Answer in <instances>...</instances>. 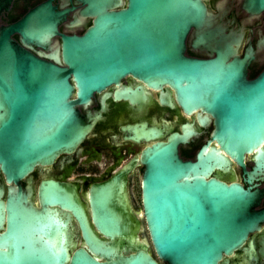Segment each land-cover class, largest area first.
Segmentation results:
<instances>
[{
  "label": "water",
  "instance_id": "water-1",
  "mask_svg": "<svg viewBox=\"0 0 264 264\" xmlns=\"http://www.w3.org/2000/svg\"><path fill=\"white\" fill-rule=\"evenodd\" d=\"M83 2L94 24L82 36H63L62 61L12 37L44 40L47 21L62 16L50 5L0 27V172L8 184L0 181V264H160L152 249L168 264H219L264 222V209H255L264 189L229 183L216 171L228 172L233 160L246 168L247 154L256 153L248 175L264 178V73L247 81L252 57L239 56L243 37L213 28L203 0H126L121 9L123 0ZM246 8L260 13L264 0H247ZM192 27L195 45L215 57L186 55ZM127 75L156 89L170 84L187 113L210 114L212 140L196 160L180 153L195 135L190 129L144 149L141 215L118 178L93 184L88 203L52 180L42 182L37 199L30 174L76 151L94 128L78 106ZM127 130L136 142L166 137L145 124ZM119 211L128 239L115 235Z\"/></svg>",
  "mask_w": 264,
  "mask_h": 264
},
{
  "label": "flooded vegetation",
  "instance_id": "flooded-vegetation-1",
  "mask_svg": "<svg viewBox=\"0 0 264 264\" xmlns=\"http://www.w3.org/2000/svg\"><path fill=\"white\" fill-rule=\"evenodd\" d=\"M203 1L214 16L211 22L213 28L218 26L226 34L243 37L239 56L245 58L249 54L252 57L247 65V81L253 82L260 78L264 73V11H249L246 8L247 0ZM126 3L123 0L122 6L117 8L126 7ZM0 5L3 6L0 27L20 22L30 13L46 8V5H50L55 13L62 14L57 20L47 21L45 26L48 30H44V40L24 41L22 33L12 34L23 47L53 62L62 61L63 36H82L95 21V17L86 12L87 3L83 0H0ZM49 26H53V30ZM198 36L199 32L192 27L186 39V55L195 58L215 57L213 49L195 45ZM136 90L140 92L134 93ZM78 107L89 121L95 122L94 128L76 151L59 155L51 164L38 165L30 174L33 176L37 199L42 182L52 180L88 203V193L93 184L118 178L127 184L135 211L141 215L144 149L154 142L166 140L172 132L183 133L190 129L195 135L187 144L180 146V153L186 160H196L198 151L212 140L215 129L214 118L210 114L199 110L187 113L170 84L156 89L133 75H127L120 83H113L95 92L89 104ZM136 124L156 128L166 137L144 142L126 139L129 135L127 127ZM212 145H216V142L213 141ZM255 155L247 154L246 168L233 160L228 172L222 169L216 171L229 183L237 180L246 188L264 189V178L251 180L248 175V171L251 172L257 164ZM0 179L1 183L8 185L1 172ZM26 180L21 181L24 186H27ZM137 183L139 195L136 201L133 188ZM60 208L70 213L67 208ZM255 209H264V193ZM76 226L79 227L77 222ZM152 251L160 264H168L157 257L154 249ZM219 264H264V222L260 229L250 233L242 248L232 254H224Z\"/></svg>",
  "mask_w": 264,
  "mask_h": 264
},
{
  "label": "rangeland",
  "instance_id": "rangeland-1",
  "mask_svg": "<svg viewBox=\"0 0 264 264\" xmlns=\"http://www.w3.org/2000/svg\"><path fill=\"white\" fill-rule=\"evenodd\" d=\"M138 186H139V184L137 183V184L134 185V188H133V192H134V194L136 196V201H137L138 195H139L138 194ZM117 216H118V221H119L120 225H123V226H121V228H119L116 231V233H115L116 237L119 238V239H124V238L128 239V238H130L131 237L130 227L128 226V224H126V221L128 223V218L125 216V214L122 211H119L117 213ZM145 234L147 236V232L146 231H145Z\"/></svg>",
  "mask_w": 264,
  "mask_h": 264
}]
</instances>
